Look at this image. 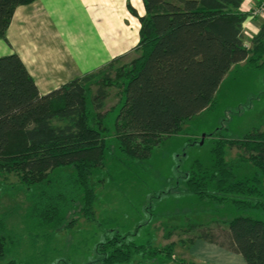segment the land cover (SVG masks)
<instances>
[{
    "label": "trees",
    "instance_id": "obj_1",
    "mask_svg": "<svg viewBox=\"0 0 264 264\" xmlns=\"http://www.w3.org/2000/svg\"><path fill=\"white\" fill-rule=\"evenodd\" d=\"M32 1L0 0V39L7 41L15 8ZM142 2V15L129 5L140 22L137 54L119 66L127 54L41 94L17 53L0 56V176L16 177L30 216L51 230L76 222L77 203L79 213L93 219L92 176L112 136L107 113L100 111L109 86L120 90L113 136L141 155L140 150H150V144L212 108L234 64H264V19L246 45L243 25L251 13L241 9L243 0ZM227 145L240 150L234 162L226 160ZM211 156L208 166L196 160L185 173L186 191L242 211L264 210V129L238 138L220 133ZM245 164L252 171L241 172ZM222 233L219 241L212 229H200L191 244L197 239L216 243L240 254L245 264H264V220L240 213ZM8 239L9 228L0 217V264H19L6 256ZM101 245L104 255L97 264H133L137 256L142 264L161 252L118 232ZM171 246L163 248L164 258H171Z\"/></svg>",
    "mask_w": 264,
    "mask_h": 264
},
{
    "label": "rangeland",
    "instance_id": "obj_2",
    "mask_svg": "<svg viewBox=\"0 0 264 264\" xmlns=\"http://www.w3.org/2000/svg\"><path fill=\"white\" fill-rule=\"evenodd\" d=\"M252 35L250 25L244 26L246 45ZM136 54L127 53L116 65ZM119 99L118 86H109L100 111L107 113L105 122L112 136L92 176L96 195L92 220L79 213L77 203L76 222L51 230L30 216L23 189L15 186L16 177L0 176V217L9 228L6 256L19 264H97L104 255L101 244L118 232L160 249L158 257L142 264H245L240 254L225 247L198 239L191 244V239L200 229H212L221 241L226 222L233 216L244 213L264 220V210L242 211L231 203L199 200L186 191L185 173L196 160L210 164L213 141L220 133L238 138L256 127L264 129V64H234L217 88L212 108L150 144V150H140L141 155L125 149V142L113 136ZM239 153L236 146H226L227 161H236ZM249 171L248 164L241 169ZM169 244L171 258H164L162 250ZM139 261V256L134 257L133 264Z\"/></svg>",
    "mask_w": 264,
    "mask_h": 264
},
{
    "label": "crops",
    "instance_id": "obj_3",
    "mask_svg": "<svg viewBox=\"0 0 264 264\" xmlns=\"http://www.w3.org/2000/svg\"><path fill=\"white\" fill-rule=\"evenodd\" d=\"M261 0H243L251 14L244 22L256 33L264 16L253 14ZM258 4V5H257ZM142 0H34L15 8L0 39V56L17 53L41 94L107 59L134 51L139 41ZM199 241V240H197ZM196 241V242H197Z\"/></svg>",
    "mask_w": 264,
    "mask_h": 264
},
{
    "label": "built area",
    "instance_id": "obj_4",
    "mask_svg": "<svg viewBox=\"0 0 264 264\" xmlns=\"http://www.w3.org/2000/svg\"><path fill=\"white\" fill-rule=\"evenodd\" d=\"M253 14L264 16V0H261L260 4L253 10Z\"/></svg>",
    "mask_w": 264,
    "mask_h": 264
}]
</instances>
